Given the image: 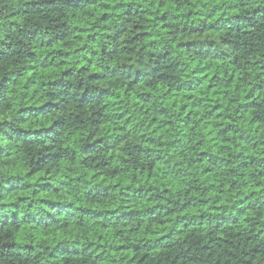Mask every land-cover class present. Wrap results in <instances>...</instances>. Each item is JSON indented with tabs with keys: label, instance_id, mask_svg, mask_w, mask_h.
<instances>
[{
	"label": "clouds",
	"instance_id": "obj_1",
	"mask_svg": "<svg viewBox=\"0 0 264 264\" xmlns=\"http://www.w3.org/2000/svg\"><path fill=\"white\" fill-rule=\"evenodd\" d=\"M52 37L68 56L49 65ZM0 52V213L18 217L0 227V264H137L119 245H147L151 264H264V91L240 107L264 82V0H0ZM189 94L212 99L185 119ZM218 203L237 223L216 227Z\"/></svg>",
	"mask_w": 264,
	"mask_h": 264
},
{
	"label": "trees",
	"instance_id": "obj_2",
	"mask_svg": "<svg viewBox=\"0 0 264 264\" xmlns=\"http://www.w3.org/2000/svg\"><path fill=\"white\" fill-rule=\"evenodd\" d=\"M13 16H15V14H13ZM107 16V14H105L104 17H101V19H105ZM166 18V13L163 12V10H161V17L160 19L163 21L164 19ZM10 22L14 25L17 21L15 19H11ZM21 32H23V30H21ZM140 35H142L145 39H148V33L144 32V33H140ZM135 39V37L133 38ZM61 43V40H60V37H52L51 39H49L47 42H42V47L45 48L47 50V54L44 56V59L45 60H48L49 61V65L52 64V61L56 60L57 58H60V57H67L68 56V52L62 48V47H58L57 45H59ZM211 43V42H210ZM9 47H11V45H9ZM53 53H55V56H53ZM18 54V53H17ZM29 57H33L36 55L35 52H31L28 54ZM5 56V53H2L0 52V58L4 57ZM35 65H32L30 66L29 68V71L26 73L27 75V79L28 80H32V77L34 75H36V73L34 71H32L31 69L34 68ZM42 67H44L42 65ZM64 71L62 73V75H67L71 69L66 65H62ZM210 71V70H209ZM93 75H96V74H93ZM205 75H207V72H205ZM228 77L230 80H233L235 81L238 77H234L232 75V73L229 71L227 73ZM92 78V77H90ZM208 79V88L212 90V94L213 96H215L216 94V89L213 87V84L212 82L217 80V76L216 75H210L207 77ZM4 80L5 82H7L8 80H10V77L9 76H5L4 77ZM45 83L47 84H55L57 83V79L55 77H53L52 80H49V81H45ZM24 87L27 88L28 87V84L25 83L24 84ZM129 87H135V84L133 85H130ZM188 93H191L192 89H188L186 90ZM261 91H264V82H257L255 85H253L250 89H249V92L248 94L245 96V99L248 101L247 104H242L240 107L243 108L245 110V113H249V111L251 110V108L255 107L257 109L260 108V105L257 103V101L260 99L259 97V93ZM124 92H128V88H125L124 89ZM145 93L141 92L140 93V96H144ZM165 95H167V93H165ZM252 96H255L256 98L255 99H250V97ZM84 98L81 97V100H83ZM111 102H114V103H119L120 101L118 99H116L115 97H110L109 98ZM205 99H212V97H199L197 99H193L192 96L189 94L188 95V103L187 104H182L180 105V108H181V111L185 112V119L188 118V116L191 115L192 111L194 109H197L200 104L203 103V101ZM217 99H220V97H217ZM198 100H199V104H198ZM173 104L175 105L176 104V98H175V94H173V100H172ZM45 104H50L52 105V107H56L57 105L55 103H53V101L51 99H47L44 103H39V104H28L27 107L29 108H35L36 110L38 111H41V114H43L42 110L45 108ZM223 108V105L220 104V103H216V104H212L210 107H209V111H208V115H215L218 119H217V122L220 121V119L223 118V113L221 111V109ZM21 111H24V109H21ZM165 110L164 109H161V114H163ZM237 111H239V109H237ZM155 119V117H154ZM261 116H255L252 118V120L250 121V123H252L253 125H258L261 121ZM234 128V124L233 123H228L227 126L225 128H221L218 132V135H223L225 133H229L230 131H232ZM236 131H239V129H235ZM34 131H38V130H34ZM5 135H8L7 133ZM8 138L11 139L12 137L10 135H8ZM215 137H213L214 139ZM222 146L223 145V142H222ZM257 147L256 144L253 145V148ZM205 153L204 152H201V155L203 156ZM49 155H54V153H51ZM41 160L42 159H45L44 157H41L40 158ZM40 161L38 160L37 163H39ZM35 170H30L27 174L28 175H33V172ZM205 171H208L207 169H205ZM35 175L37 177H40V172L39 171H36L35 172ZM149 176H150V173H148L147 171H145V180L146 182L148 183H151L155 184V180H156V176L155 175H151L150 179H149ZM40 179H43V177H40ZM103 179V178H101ZM107 187V185H106ZM45 188V185L41 184V190H43ZM169 189H162V191L164 192H167ZM21 200L24 199L23 196L20 197ZM55 203V201H53ZM201 205L204 207V208H207V204L206 202H200ZM7 207V205L3 204V203H0V209H3ZM11 207H16V204L15 202H12L11 204ZM223 205L221 204H217L216 205V208L213 209L211 211V215H214V216H218L220 218L219 222L217 223L216 227L217 228H221L223 226L224 223H237V219L235 217L231 218V220L229 219L228 216H225L224 212L223 211H218V209L222 208ZM249 211H251V209H248ZM171 211V210H170ZM244 209L241 208L239 210V214H243L244 213ZM187 212H188V206L185 205L184 206V211L183 213H181L182 216H187ZM174 215V213H173ZM203 216L204 214L201 213V219H203ZM240 218L241 219H244L245 221L247 220V215L246 214H243V215H240ZM18 217H17V213L15 211H12L11 212V218L9 217V215L7 214V212H3V213H0V227H5L9 224V221L11 220V223L13 225H16V221H17ZM169 225H164V224H161L160 225V228L163 229L164 227H168ZM192 225L189 223V224H185L184 227L185 228H189L191 227ZM18 227H23V225H18ZM41 227H51L50 224H42ZM107 226L104 225V224H101L99 225V228L101 229H104L106 228ZM153 227H155V223L153 222ZM117 235H119V233H117ZM168 235H171V233H163L162 231L160 233H157L156 234V239L157 240H161V239H164L165 236H168ZM219 239H223V233H220L218 235ZM100 247H103V244L101 243ZM148 246L145 245L144 248H147ZM205 248H207V245H204ZM144 248H142L140 245H136L135 247L131 248V249H128L126 246L124 245H119L117 247V251H121V252H124V253H127L129 250L134 253L131 257L132 260H136V253H139L140 254V260L137 261V264H151V258H154L153 257V252L152 250H148V251H145ZM62 255L68 259V260H75L78 255H79V252L78 250H73L71 252L67 251V250H63L62 251ZM90 255V254H89ZM103 252H99L97 254V259L99 260L102 256H103ZM156 264H160L159 260L156 261Z\"/></svg>",
	"mask_w": 264,
	"mask_h": 264
}]
</instances>
